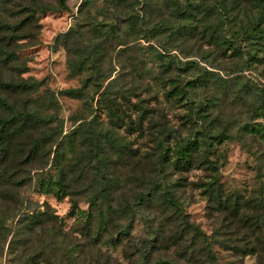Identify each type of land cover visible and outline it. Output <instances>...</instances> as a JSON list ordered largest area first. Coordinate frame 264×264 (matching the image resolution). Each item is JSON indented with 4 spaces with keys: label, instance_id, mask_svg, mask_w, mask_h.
I'll use <instances>...</instances> for the list:
<instances>
[{
    "label": "rangeland",
    "instance_id": "rangeland-1",
    "mask_svg": "<svg viewBox=\"0 0 264 264\" xmlns=\"http://www.w3.org/2000/svg\"><path fill=\"white\" fill-rule=\"evenodd\" d=\"M136 1L0 0V17L19 25L4 30L17 59L0 55V97L13 107L0 115L14 118L0 264H264V235L209 191L216 179L240 217L264 212V54L233 35L244 12L223 29L239 56L209 43L203 20L183 42L168 0ZM191 79L190 94L176 90ZM185 138L198 144L190 165L158 159L159 141L173 153Z\"/></svg>",
    "mask_w": 264,
    "mask_h": 264
},
{
    "label": "trees",
    "instance_id": "trees-1",
    "mask_svg": "<svg viewBox=\"0 0 264 264\" xmlns=\"http://www.w3.org/2000/svg\"><path fill=\"white\" fill-rule=\"evenodd\" d=\"M59 3V7L66 10L68 6L66 4V0H57ZM133 4L136 5L137 1L132 0ZM135 1V2H134ZM171 5V12L176 19L181 20L180 24H176V32L183 36L184 41L191 40L188 38H193L195 33H197V29L199 25H204V34L208 37L207 41L216 45L218 48H224L226 50L231 49L234 53H237L239 56L241 55V46L237 45L232 40H227L225 37L223 29L226 26V21H229L233 17L230 16L231 11L237 9L236 14H241L244 12L243 22H238V28L234 30L233 35L238 36L236 39H244V44H248L250 47L249 53H252V57L258 61L263 60L264 54V0H168ZM36 13H42L44 10L50 9L49 6L44 7V5H38V7L32 8ZM139 14L134 13L133 17H130L129 28L134 32H139L140 25L137 23L139 18ZM8 25L7 21L0 17V55L5 59L6 62L17 59L16 51L10 47V41H7L8 36L13 37L16 29L19 28V25L11 26ZM6 28H11V33L6 37L7 31L4 30ZM113 32V28L111 29ZM115 35L117 31L114 29ZM6 39V40H3ZM234 39V38H231ZM204 40V39H200ZM12 44V43H11ZM206 80V79H201ZM2 79L0 78V83H2ZM197 82L196 80H188L185 83H177L175 86L176 90L187 96L190 94L187 91V87L195 86ZM12 85V84H10ZM190 88V90H191ZM261 96L259 97L261 104L264 105V92H260ZM0 106L8 109H13L9 103L0 97ZM25 115V112L23 113ZM27 115V114H26ZM14 118L13 116H4L0 115V161H2L3 152L6 147V141L12 136L14 133L13 130ZM166 145L164 142H158L157 146L159 148V160L161 162H169L172 166L176 168H185L187 165L191 164L192 152L195 148H197L196 139L192 140L191 138H185L176 142L175 151L172 153L173 148H169L167 144L170 141H167ZM171 151V152H170ZM172 153V156L170 157ZM173 158V159H172ZM57 186L59 190L62 188V182L57 181ZM159 182H154L153 185L155 189L161 188L162 195L169 201H173L176 199V196L172 191L160 185ZM220 189L218 188V181L214 179L210 184V194L216 196V201L218 204L224 206L226 209H229V212L233 217L238 216L241 221L248 222L251 227L252 232H258V237H261V234L264 235V212L263 210L258 211L256 214L248 215L242 214L240 217V209L241 202L238 196L233 197L230 200V203L224 199L221 194H219ZM145 198V197H141ZM144 200V199H143ZM88 214V213H87ZM87 228L90 226L89 216L87 215L86 220ZM104 221V219H103ZM96 231V235L101 234L102 227H99ZM259 239V238H258ZM113 242L110 240L108 244ZM260 256L264 258V236L261 237L260 241ZM258 252V251H257Z\"/></svg>",
    "mask_w": 264,
    "mask_h": 264
}]
</instances>
